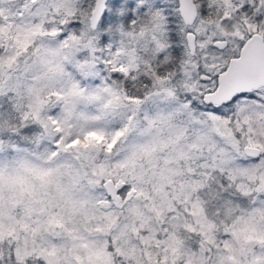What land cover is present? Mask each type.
Instances as JSON below:
<instances>
[{
	"label": "snow or ice",
	"instance_id": "1",
	"mask_svg": "<svg viewBox=\"0 0 264 264\" xmlns=\"http://www.w3.org/2000/svg\"><path fill=\"white\" fill-rule=\"evenodd\" d=\"M0 264H264V0H0Z\"/></svg>",
	"mask_w": 264,
	"mask_h": 264
}]
</instances>
